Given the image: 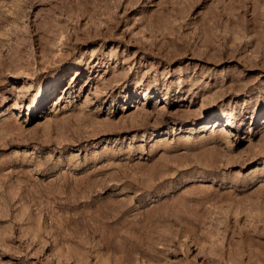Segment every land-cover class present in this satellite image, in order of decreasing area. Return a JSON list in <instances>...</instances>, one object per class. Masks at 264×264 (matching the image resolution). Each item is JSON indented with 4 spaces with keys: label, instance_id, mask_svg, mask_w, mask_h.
Segmentation results:
<instances>
[{
    "label": "rangeland",
    "instance_id": "rangeland-1",
    "mask_svg": "<svg viewBox=\"0 0 264 264\" xmlns=\"http://www.w3.org/2000/svg\"><path fill=\"white\" fill-rule=\"evenodd\" d=\"M0 264H264V0H0Z\"/></svg>",
    "mask_w": 264,
    "mask_h": 264
}]
</instances>
